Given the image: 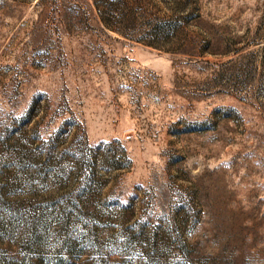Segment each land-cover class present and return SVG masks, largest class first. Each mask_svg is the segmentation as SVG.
<instances>
[{
  "label": "rangeland",
  "instance_id": "obj_1",
  "mask_svg": "<svg viewBox=\"0 0 264 264\" xmlns=\"http://www.w3.org/2000/svg\"><path fill=\"white\" fill-rule=\"evenodd\" d=\"M0 264H264V0H0Z\"/></svg>",
  "mask_w": 264,
  "mask_h": 264
},
{
  "label": "trees",
  "instance_id": "obj_2",
  "mask_svg": "<svg viewBox=\"0 0 264 264\" xmlns=\"http://www.w3.org/2000/svg\"><path fill=\"white\" fill-rule=\"evenodd\" d=\"M97 5H98V3H97ZM99 8H100V6H99Z\"/></svg>",
  "mask_w": 264,
  "mask_h": 264
}]
</instances>
